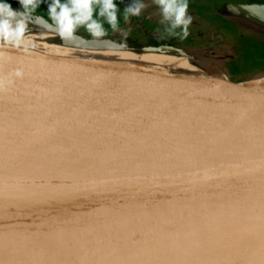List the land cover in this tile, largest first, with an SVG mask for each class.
Segmentation results:
<instances>
[{
  "label": "water",
  "instance_id": "obj_1",
  "mask_svg": "<svg viewBox=\"0 0 264 264\" xmlns=\"http://www.w3.org/2000/svg\"><path fill=\"white\" fill-rule=\"evenodd\" d=\"M218 13L264 41V0ZM23 19L63 48L0 38V264H264V70Z\"/></svg>",
  "mask_w": 264,
  "mask_h": 264
},
{
  "label": "rangeland",
  "instance_id": "obj_2",
  "mask_svg": "<svg viewBox=\"0 0 264 264\" xmlns=\"http://www.w3.org/2000/svg\"><path fill=\"white\" fill-rule=\"evenodd\" d=\"M7 1L12 5L13 3L17 5L14 2L15 0ZM116 1L118 0H114L115 3ZM124 1H129V4L133 2V0ZM221 1L206 0L211 8H219L218 3ZM61 2H65V0H61ZM142 2L145 6L140 15H138L142 21H134L133 18L129 17L125 21L124 26L115 31L118 37L127 36L129 32L137 27L138 33H136V38L143 37L147 42H153L151 46H165L167 41L175 42L178 45V49L184 50L191 55V58L188 59L189 64L206 73L237 77L233 75L236 72V74L238 73L243 78L256 71L264 70V59H260L259 56L253 54L249 49L240 50V48L247 47L248 45L251 46V44L245 40L234 38L233 34L228 33L231 28L228 25L219 23L216 18L211 16L207 18H193L192 13L188 11L187 15L192 17V23L188 27V36L181 39L179 35L165 31L169 26L168 22H162V13L154 0H142ZM14 11L25 12L23 10ZM94 18H96L95 13ZM24 21L26 29L20 35L24 36L23 40L28 44L62 46V41L57 35L46 30L34 31L33 29L37 27L28 20ZM77 31H86L90 35L84 26L78 27L74 33H77ZM181 31V29L175 30L176 33H180ZM0 38L7 37L0 36ZM239 50L243 53L241 56Z\"/></svg>",
  "mask_w": 264,
  "mask_h": 264
},
{
  "label": "clouds",
  "instance_id": "obj_3",
  "mask_svg": "<svg viewBox=\"0 0 264 264\" xmlns=\"http://www.w3.org/2000/svg\"><path fill=\"white\" fill-rule=\"evenodd\" d=\"M38 0H20L25 12L14 11L10 4L0 3V36L9 37L22 34L26 29L23 19L26 12L37 7ZM162 13V22H168L166 32L179 35L181 39L188 36V27L192 17L188 13V0H154ZM142 0H133L124 8V20L130 16L140 15L144 8ZM98 10V11H97ZM50 18L55 22L62 36H71L75 30L84 26L93 37L107 34L103 26L106 21L113 31L118 29V7L114 0H52L48 5ZM94 13L96 18H94ZM176 29H181L176 33Z\"/></svg>",
  "mask_w": 264,
  "mask_h": 264
},
{
  "label": "flooded vegetation",
  "instance_id": "obj_4",
  "mask_svg": "<svg viewBox=\"0 0 264 264\" xmlns=\"http://www.w3.org/2000/svg\"><path fill=\"white\" fill-rule=\"evenodd\" d=\"M223 1V0H222ZM221 2H219V6L221 7ZM14 2L17 3V5H15L13 3L10 4L8 3L7 0H0V3H8L11 5L12 9L13 10H23V11H26L23 6L21 5L20 3V0H15ZM52 2V0H38L37 2V7L33 10V11H30V13L34 14V15H37V16H40L42 18H45L46 20H48L50 23L55 24V22L50 18L49 16V11H48V5ZM129 2V1H128ZM128 2H125L124 0H118L116 1V5L118 7V29H121L124 24H125V20H124V8L126 7V5H128L129 3ZM188 4H189V8H188V11L191 12L192 14V17L193 18H204V17H214L217 19V21L219 23H222V24H225V25H228L229 28H231L230 34H233L234 32L232 31V24L231 23H228L227 21H225L224 19H222L221 15L218 13V9L220 8H211L210 5L208 4V2H206V0H188ZM130 18L134 19L135 20H141L142 19L138 16H130ZM103 26L104 28L106 29V32L107 34L103 37H93L91 35H88V33H86V31H77V34H80L86 38H89V39H103V38H113V39H121V38H125L126 40H128L129 42H131L132 44L136 45V46H141V47H148V46H151L153 45V42L151 43L150 42H147V40H145L143 37H137V34L138 33V28H134L133 31L129 32V34L127 36H124V37H118L116 34H115V31H113L111 29V27L107 24L106 21L103 22ZM234 35V34H233ZM235 37L234 38H238L239 40H245L247 41L249 44H251V46L253 47H257L260 51H259V54H257V56H259L260 59H264V44L262 43H259L257 42L256 40L250 38V37H247V38H239V37H236V35H234ZM157 44V43H156ZM165 46H173V47H176L177 48V44L175 42H169L167 41L165 43ZM251 46H247V47H250ZM242 48H246V47H242ZM240 48V50L242 49ZM239 50V51H240ZM241 56V55H240ZM233 75H236L237 77H234V76H231V77H234V78H238L240 79V75L236 72H234Z\"/></svg>",
  "mask_w": 264,
  "mask_h": 264
},
{
  "label": "bare ground",
  "instance_id": "obj_5",
  "mask_svg": "<svg viewBox=\"0 0 264 264\" xmlns=\"http://www.w3.org/2000/svg\"><path fill=\"white\" fill-rule=\"evenodd\" d=\"M41 23V29L45 30V26L43 22ZM23 35L17 34V35H12L7 37L8 41H13V42H18V43H27L23 40ZM37 45V44H36ZM42 46H48V47H60L63 48L62 46H50V45H46L43 44ZM67 49H73V48H67ZM104 54H108V55H116V56H121V57H125V58H134V59H159V60H163V61H167V62H172L174 64H177L180 67L186 68V69H191V70H196L199 71V69H196L195 67H193L192 65L189 64L188 59L187 58H183V57H170V56H165V55H161L157 52H147L144 54H140V55H136L130 52H112V51H104L101 52Z\"/></svg>",
  "mask_w": 264,
  "mask_h": 264
},
{
  "label": "trees",
  "instance_id": "obj_6",
  "mask_svg": "<svg viewBox=\"0 0 264 264\" xmlns=\"http://www.w3.org/2000/svg\"><path fill=\"white\" fill-rule=\"evenodd\" d=\"M222 19H224V20L227 21L228 23H231V24H232V29H233L232 31L234 32L233 34L236 35V37H239V38H240V37H241V38H247V37H250V38L256 40L257 42L264 44V41H260V40H258L256 37L252 36L251 34H243V33L241 32V30H240V29H239V28H238L233 22H231V21H229V20H227V19H225V18H223V17H222ZM243 49H249V50H251V52H252L253 54H255V55L259 54V51H260L257 47H253V46H251V48H250V47L242 48L241 50H243ZM239 54H240V55L243 54L242 51H239ZM240 78H242V77H240Z\"/></svg>",
  "mask_w": 264,
  "mask_h": 264
}]
</instances>
